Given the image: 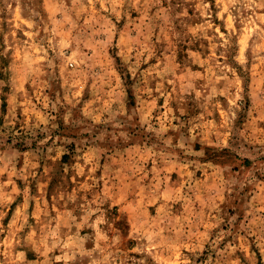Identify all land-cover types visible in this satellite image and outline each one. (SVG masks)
I'll return each instance as SVG.
<instances>
[{"label": "rangeland", "instance_id": "obj_1", "mask_svg": "<svg viewBox=\"0 0 264 264\" xmlns=\"http://www.w3.org/2000/svg\"><path fill=\"white\" fill-rule=\"evenodd\" d=\"M0 264H264V0H0Z\"/></svg>", "mask_w": 264, "mask_h": 264}]
</instances>
